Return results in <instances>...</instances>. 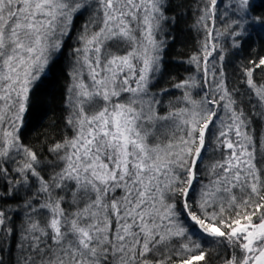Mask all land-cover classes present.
Instances as JSON below:
<instances>
[{"label": "snow or ice", "instance_id": "1", "mask_svg": "<svg viewBox=\"0 0 264 264\" xmlns=\"http://www.w3.org/2000/svg\"><path fill=\"white\" fill-rule=\"evenodd\" d=\"M171 7L0 0V264H264V0H195L199 75L161 111ZM73 40L65 134L36 148L29 117Z\"/></svg>", "mask_w": 264, "mask_h": 264}, {"label": "trees", "instance_id": "2", "mask_svg": "<svg viewBox=\"0 0 264 264\" xmlns=\"http://www.w3.org/2000/svg\"><path fill=\"white\" fill-rule=\"evenodd\" d=\"M172 7L169 8V14H173L177 9L175 5L182 3L185 6L186 16L183 17L175 26L173 35L175 40H170L168 47L165 50V60L162 69V74L157 78L158 84L155 90L159 88H167L169 91L164 94L161 99L163 102L169 100L175 101L176 89L172 87L183 79L188 72V59L193 53V48L196 45V35L191 27L194 16L192 5L195 0H170ZM78 24V21H77ZM75 36V32L73 33ZM71 46H75V42L68 41V46L64 50L63 57L57 66L56 76L49 82L44 92L41 94L36 107L33 109L29 117V123L25 130V142L30 143L36 148H40L43 143L59 140L65 134V126L63 116L65 110L63 108V89L66 82L65 72L70 63L68 52ZM251 56L250 49L245 46V49L239 56L232 58V63L228 67L229 80L235 78L240 79L238 64L240 61H246ZM258 81L262 78L259 74L255 77ZM245 85L240 84L239 87L243 90ZM71 135V131H67ZM47 155V153H45ZM13 253L15 249L11 250ZM5 259L9 258V252L4 253Z\"/></svg>", "mask_w": 264, "mask_h": 264}, {"label": "rangeland", "instance_id": "3", "mask_svg": "<svg viewBox=\"0 0 264 264\" xmlns=\"http://www.w3.org/2000/svg\"><path fill=\"white\" fill-rule=\"evenodd\" d=\"M229 2V0H224V4H227ZM223 7V6H222ZM81 23V21H78V24H77V27L79 26V24ZM218 23H219V21H218ZM195 31V30H194ZM195 35H196V45L194 46V48H193V53L194 52H196L197 51V49H198V43H197V32L195 31ZM192 53V54H193ZM71 59V58H70ZM190 74H197V75H199L198 73H196V70H195V67L193 66V65H190L189 63H188V72L185 74V76L183 77V79H187L188 77H189V75ZM182 79V80H183ZM245 89V86H244V88H243V90ZM242 90V91H243ZM176 97H175V99L174 100H176V98L177 97H179V96H181V90H179V89H176ZM167 105H168V102H163V105H162V107H161V111H166L167 110ZM257 127H259V121L257 122ZM202 181L204 182V183H207L208 182V179H209V177L208 176H203L202 178Z\"/></svg>", "mask_w": 264, "mask_h": 264}]
</instances>
